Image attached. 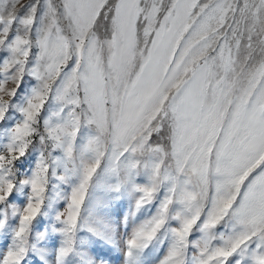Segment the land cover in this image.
Listing matches in <instances>:
<instances>
[{
    "label": "snow or ice",
    "instance_id": "obj_1",
    "mask_svg": "<svg viewBox=\"0 0 264 264\" xmlns=\"http://www.w3.org/2000/svg\"><path fill=\"white\" fill-rule=\"evenodd\" d=\"M0 264H264V0H0Z\"/></svg>",
    "mask_w": 264,
    "mask_h": 264
}]
</instances>
